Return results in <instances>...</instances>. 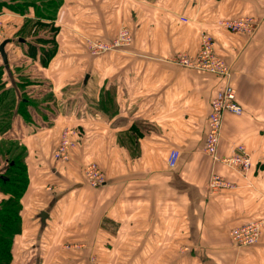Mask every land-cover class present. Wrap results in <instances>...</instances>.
I'll return each mask as SVG.
<instances>
[{"label": "crops", "instance_id": "0c3cea01", "mask_svg": "<svg viewBox=\"0 0 264 264\" xmlns=\"http://www.w3.org/2000/svg\"><path fill=\"white\" fill-rule=\"evenodd\" d=\"M242 16L255 18L253 33L217 24ZM56 23L47 67L7 47L0 148L24 147L29 174L12 264H264V238L246 248L230 240L232 228L264 221V0H64ZM123 26L130 46L87 52V39L111 40ZM204 31L216 38L244 108L225 116L219 152L245 145L253 161L247 175L205 152L210 104L224 79L170 60L196 55ZM23 93L32 101L21 110ZM65 126L79 127L84 141L59 164L53 153ZM173 149L181 156L170 169ZM91 162L105 172L101 187L85 178ZM214 173L235 187L212 191Z\"/></svg>", "mask_w": 264, "mask_h": 264}, {"label": "built area", "instance_id": "2783aa9c", "mask_svg": "<svg viewBox=\"0 0 264 264\" xmlns=\"http://www.w3.org/2000/svg\"><path fill=\"white\" fill-rule=\"evenodd\" d=\"M182 21L188 22L187 17ZM218 26L234 35H249L254 32L255 18L253 16H242L234 19H220ZM1 38V34H0ZM133 41L131 30L123 26L117 35L111 40H88V48L91 55L98 56L111 51H123ZM175 65L205 71L218 75L224 79V84L218 89L210 104L208 114V134L205 145L207 156L213 161L223 163L243 175L251 170L253 161L246 146L240 144L234 154L221 156L219 152L224 118L227 114L240 116L244 108L238 99L237 89L231 83V72L227 61L218 54L217 42L214 35L204 31L201 34L200 50L196 55L186 52L178 53L170 59ZM77 128L70 126L62 130L59 143L54 151V158L57 162H69L73 155L79 150ZM180 152L176 149L170 151L167 158V165L174 169L180 159ZM84 175L88 184L98 188L105 184V173L96 162L87 164L84 168ZM234 183L225 179L222 175L214 173L210 180V188L216 192L221 189H233ZM264 221H252L241 226H236L230 231V239L236 248H246L256 245L263 234ZM95 262V257L92 258ZM96 263V262H95Z\"/></svg>", "mask_w": 264, "mask_h": 264}, {"label": "trees", "instance_id": "16d2710c", "mask_svg": "<svg viewBox=\"0 0 264 264\" xmlns=\"http://www.w3.org/2000/svg\"><path fill=\"white\" fill-rule=\"evenodd\" d=\"M41 1L44 2V8L51 9L52 7H54L52 11V13H54V11L55 12L57 10L59 11L64 0H45V1L41 0ZM42 6L43 4H37L36 0H11L10 2L9 0H1L0 15H3L4 16L3 18L5 19H7L6 14H4L5 12H11L22 15L26 12L25 11L26 8H28V12H26V15L29 14L32 15L31 12L34 10V7L37 12L39 10H42ZM37 14L41 16L40 12H38ZM56 19L57 17L54 16L53 20H55V22L49 24L42 21L38 25V27H41V29H43L45 33L47 34L50 33L49 35L50 37H46V36L44 37V35L35 37L33 39H30L32 37L25 38L20 35H17V39H10V37H7L10 39V41L6 46V51L8 45H12L11 43H14L15 45H17L18 48L19 47L23 48L24 54L26 53V55L30 57L32 60L36 62H40L44 65V67H47L52 61V59L56 56L57 47H58L57 36L59 34L60 27L57 25ZM28 22L31 21H27L26 23ZM21 38L25 39V41L24 42L21 41L20 40ZM7 66H8V62L7 64H5L4 60L1 58L0 88H2L4 85V82L2 81V76L4 73V69ZM20 74H21L20 80L22 84L25 85V81L21 78L28 79V75L24 72H21ZM23 100L24 98L21 99L22 101L21 110L25 109ZM76 128L79 132L77 139L79 142V149H80L83 144L82 142L84 141V138L81 132L82 130H80L79 127ZM58 143H59V136H58L57 145ZM17 147L19 148L20 146L18 145ZM17 147L16 146L13 147L14 150ZM9 152L10 150L6 151L4 148L2 149L0 148V153L2 154V157L3 155L6 156ZM17 156L13 157L12 159L8 158L5 161L8 165L7 167L4 168L0 167L1 169L0 192H2L3 195L5 196L2 200H0V264H12L14 259L13 256L14 239L15 236L20 234L22 231V216H21L22 198L26 193L29 184V174L27 171L28 167L25 161L26 149L22 147L20 156L19 157ZM53 158H54V153H53ZM57 163L63 164L68 162H57ZM7 174L10 176H7ZM262 236L264 235L262 234Z\"/></svg>", "mask_w": 264, "mask_h": 264}, {"label": "rangeland", "instance_id": "374dc122", "mask_svg": "<svg viewBox=\"0 0 264 264\" xmlns=\"http://www.w3.org/2000/svg\"><path fill=\"white\" fill-rule=\"evenodd\" d=\"M1 1V0H0ZM11 0H9V2H10ZM37 1V4H43V6H42V10H39V11H37L36 12V9H35V7H34V10L31 12L32 13V16H33V14H34V16H33V18L30 20L31 22H28V23H26V22H24L23 24L22 23H18V24H16V22H14L15 21V19L14 18H12V14L13 13H10V12H5L4 14H6V16H7V19H5V18H3L4 16L3 15H0V34H1V38H0V44L3 42V41H5V40H9L10 41V39H17V35H20V36H22V37H25V38H30V37H32V38H30V39H33V38H35V37H39V36H43L44 35V37L46 36V37H50L49 35H50V33H45L44 32V30L43 29H41V27H38V25H39V23L40 22H42V21H44L45 23H49V24H51V23H53V22H55V20H53V18H54V16L55 17H57L58 16V10L55 12L54 11V13H52V11H53V9H54V7H52L51 9H47V8H44V2L43 1H41V0H36ZM45 1V0H44ZM31 5H33V4H31ZM56 8V7H55ZM26 12H28V8H26V10H25ZM26 12L24 13V14H22V16L23 15H26ZM38 12H40V14H41V16H39L37 13ZM50 14H51V16H50ZM9 20H10V23H9ZM13 23V24H12ZM26 24V25H25ZM25 25V26H24ZM130 29V28H129ZM20 30H21V32H20ZM131 30V29H130ZM18 33V34H17ZM7 37H10V39L9 38H7ZM21 39H23V38H21ZM20 39V40H21ZM89 39H91V38H89ZM89 39H87L86 40V49H87V52L90 54V51H89V48H88V46H89V44H88V40ZM24 41H25V39H23ZM95 40V39H94ZM23 41V42H24ZM12 44V46L11 45H8V48L9 49H12L13 48V50H12V57H15V50H19L18 48H16V46L17 45H15L14 43H11ZM7 46V45H6ZM7 52V55L9 54V51L7 50L6 51ZM11 52V51H10ZM1 54V53H0ZM2 55H0V62H1V57ZM94 56V55H93ZM99 56V55H98ZM3 59V58H2ZM17 59V58H16ZM5 64H7L6 62H5ZM3 81V80H2ZM1 81V82H2ZM5 86V84L3 85V87ZM22 89V88H21ZM22 91H24L23 89H22ZM46 91H48L47 90V88H46V84L44 85V97H46V96H49V93L47 92L46 93ZM37 94V93H36ZM3 96H4V98H5V100L7 101V99H11L12 97L10 96L9 97V93L8 92H6L5 94H3ZM23 98L24 99H27L28 101H32V98L30 97V96H26V94H24L23 93ZM3 99V98H2ZM22 99V98H21ZM11 101H7V104H9ZM6 105V104H5ZM4 105V106H5ZM65 127H67V126H65ZM65 127H63V128H61V130L59 131V133H58V136H59V140H60V137H61V133H62V130L65 128ZM70 127H72V128H76L75 126H70ZM4 144L1 146V149L2 148H4L6 151L7 150H10V152L5 156V155H3V157H1L0 158V167L1 168H4V167H7L8 165H7V163L5 162L8 158H10V159H12L13 157H16L17 155V157H19L20 156V153H21V151H22V147L20 148H18L17 146H18V144H9V145H5L4 147ZM17 147L15 150H14V148L13 147ZM1 154V153H0ZM1 156H2V154H1ZM7 176H10V175H8L7 174ZM263 238H264V236H262L261 238H260V241L256 244V245H258V244H260L261 242H262V240H263ZM231 240V239H230ZM254 246V245H253Z\"/></svg>", "mask_w": 264, "mask_h": 264}, {"label": "water", "instance_id": "95a60500", "mask_svg": "<svg viewBox=\"0 0 264 264\" xmlns=\"http://www.w3.org/2000/svg\"><path fill=\"white\" fill-rule=\"evenodd\" d=\"M21 41H24L23 39H21ZM9 43V40H5L3 41L1 44H0V53L2 55V58L4 60V62H8V55H7V52H6V45ZM48 217V213L46 211H42L41 213V218H42V221L45 222L46 219Z\"/></svg>", "mask_w": 264, "mask_h": 264}]
</instances>
